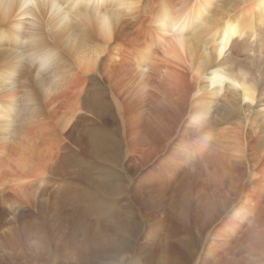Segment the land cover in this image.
I'll use <instances>...</instances> for the list:
<instances>
[{
  "label": "bare ground",
  "instance_id": "bare-ground-1",
  "mask_svg": "<svg viewBox=\"0 0 264 264\" xmlns=\"http://www.w3.org/2000/svg\"><path fill=\"white\" fill-rule=\"evenodd\" d=\"M44 2L0 0V264H264V0H140L68 48L50 31V97L21 59L47 16L23 5ZM165 16L185 18V53L162 51ZM200 63L243 70L255 104L193 83Z\"/></svg>",
  "mask_w": 264,
  "mask_h": 264
},
{
  "label": "clouds",
  "instance_id": "clouds-1",
  "mask_svg": "<svg viewBox=\"0 0 264 264\" xmlns=\"http://www.w3.org/2000/svg\"><path fill=\"white\" fill-rule=\"evenodd\" d=\"M140 0H118L116 3H109L108 0H66L60 3L59 0H46L39 6L35 3L25 4L23 7L47 12L43 24L31 23L26 30L27 36L23 44L29 50L21 53V59L25 60L29 69H34V78L40 82V90L45 97L59 94L64 88V70L61 68L62 50L55 47V40L50 38V31L59 34L69 32L65 48L75 46L80 41H86V33L94 31L96 36L103 40L111 37L116 26L128 15H131L138 7ZM58 17L55 29H49L47 20ZM43 27L44 31L37 34V29ZM158 27L166 36L163 42L162 51H167L169 47H176L181 54L189 47V38L186 34V21L183 17L169 18L157 21ZM76 28L78 31L73 35L70 30ZM232 38L243 35L237 27H232L230 31ZM227 47L225 42H221V47L217 53V60L223 58ZM79 70V66L77 65ZM190 79L193 83L199 84L201 80L207 79V91H216V95L223 98L225 86H229L233 91L241 93L243 103L255 104V88L248 83V76L243 70L235 75L224 73L222 69H216L210 75H206L203 63L193 66L189 64ZM143 74H147L148 68L138 69ZM239 77V79L237 78ZM28 81L25 80L24 83ZM194 96L201 95V89L197 87Z\"/></svg>",
  "mask_w": 264,
  "mask_h": 264
},
{
  "label": "rangeland",
  "instance_id": "rangeland-1",
  "mask_svg": "<svg viewBox=\"0 0 264 264\" xmlns=\"http://www.w3.org/2000/svg\"><path fill=\"white\" fill-rule=\"evenodd\" d=\"M98 259L100 260L101 258L98 256ZM136 260V259H135Z\"/></svg>",
  "mask_w": 264,
  "mask_h": 264
}]
</instances>
